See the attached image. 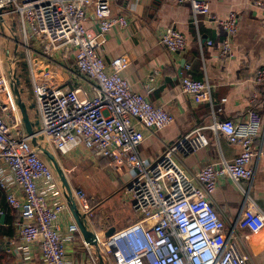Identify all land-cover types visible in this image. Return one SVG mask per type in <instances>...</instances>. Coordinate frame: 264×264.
Here are the masks:
<instances>
[{
    "label": "built area",
    "instance_id": "1",
    "mask_svg": "<svg viewBox=\"0 0 264 264\" xmlns=\"http://www.w3.org/2000/svg\"><path fill=\"white\" fill-rule=\"evenodd\" d=\"M111 1L0 0V7H4L0 17L14 14L18 31L27 43H32L27 61L40 123L38 133L45 136L55 153L68 155L83 147L92 157H108L113 167L125 168L131 176L126 190L132 197V216L108 236L97 238L99 252L112 264L252 263L264 254V245L252 251L249 243V238L257 239L264 231V212L251 196L249 186L241 181L254 176L251 161L264 157V146L253 144L261 124L260 114L249 107L244 117L235 121L217 118L215 112L221 107L212 108L210 123L165 145L152 161L140 156L137 146L143 140V132L135 122L158 130L171 123L174 115L131 88L121 74L128 63L125 54L108 62L103 58L100 45L105 42L106 33L115 25H127L126 15L112 11ZM250 1L257 6L264 4L262 0ZM177 2L189 5L194 22L207 17L224 29L218 56L230 58L232 37L238 30L237 11L231 9L226 16L217 17L211 14L207 0ZM87 18L96 23L97 29L84 24ZM158 42L177 54L188 47L184 33L174 27L163 29ZM71 55L73 64L68 65L65 58ZM183 67L181 91L194 105H212L208 79L193 77L189 62ZM80 77L86 83H71ZM252 80L255 84L264 82V65L255 68ZM255 96L252 92L249 99L252 101ZM205 130H211L216 138L222 135L227 142L238 145L239 151L231 158L221 156L206 162L190 174L176 154L186 155L206 146L209 139ZM223 176L236 182L243 196L229 229L211 201L217 179ZM0 190L6 203L19 213L14 234L6 241L9 251L20 261L30 263L37 254L42 264H103L84 239L81 244L88 249L84 261L74 260L67 253L62 231L74 234L79 231L78 226L73 221L63 227L67 203L51 168L23 130L1 50ZM73 193L90 220L91 206L84 190L76 187Z\"/></svg>",
    "mask_w": 264,
    "mask_h": 264
},
{
    "label": "crops",
    "instance_id": "2",
    "mask_svg": "<svg viewBox=\"0 0 264 264\" xmlns=\"http://www.w3.org/2000/svg\"><path fill=\"white\" fill-rule=\"evenodd\" d=\"M207 1L211 14L217 17L226 16L231 9L237 11L238 30L232 37L233 55L230 58L222 59L218 56L219 42L225 34L224 29L207 17H200L194 22L187 3H179L177 0L111 1L112 11L125 14L127 25L124 27L115 25L106 33V40L100 45L103 58L108 62L114 56L125 54L128 63L121 74L130 83L131 88L143 93L151 103L163 105L174 115L171 123L158 130L146 129L138 121L135 122L143 132V140L137 146V150L140 156L149 161L154 160L165 145L174 143L181 135L210 123L211 110L217 107H221V110L215 112L217 118H231L235 121L241 120L249 107L255 108L260 114L261 124L253 144L254 147L264 146V82L255 84L252 80L255 68L264 65L262 23L264 4L257 6L250 0ZM262 1L264 3V0ZM84 24L97 29L96 23L89 18ZM167 27H174L184 33L188 43L185 52L171 53L158 42L159 33ZM209 40L211 43L207 42ZM185 62L190 63V73L193 77L197 79L206 77L212 85V105L209 102L194 105L181 91L180 77L185 74L183 67ZM65 63L72 65L73 56L65 58ZM84 81L86 79L80 77L71 83H86ZM71 83L69 84L72 85ZM146 83H149L148 88ZM252 92H255L256 96L251 101L249 96ZM222 98L225 100L222 101ZM205 133L209 139L206 146L186 155L176 154L180 165L190 174L206 162L220 159L221 156L231 158L239 151L238 145L227 142L222 135L216 138L211 130H205ZM85 150L79 147L71 153H82ZM250 164L255 169L254 176L252 179L242 180L241 184L249 186L251 196L264 212V157L254 158ZM114 169L119 172L117 177L125 179L122 187L128 184L131 178L129 172L121 167ZM125 193L129 198L130 193L127 190ZM92 198L94 205H98L95 198L93 196ZM242 200L243 196L236 182L224 176L217 179L216 186L211 192V201L223 219L226 229L234 224ZM91 212V225L101 239L105 237V231L119 228L131 218L129 211L121 218L113 220L100 213L95 215L92 209ZM73 221L74 218L68 209L62 215L63 227ZM62 233L68 255L74 260L84 261L88 249L81 244L83 239L81 233L78 231L70 234L66 230ZM249 234L248 230L245 231L246 237ZM7 238L4 237L2 241L4 244L2 249L7 258L1 257L0 264H25L9 251ZM249 243L252 251L255 248L258 250L264 245V231L257 239L249 238ZM88 244L99 262L112 264L99 252V243ZM245 244L247 250H250L247 242ZM251 262L264 264V254H260ZM27 264H42V260L36 254L34 260Z\"/></svg>",
    "mask_w": 264,
    "mask_h": 264
},
{
    "label": "rangeland",
    "instance_id": "3",
    "mask_svg": "<svg viewBox=\"0 0 264 264\" xmlns=\"http://www.w3.org/2000/svg\"><path fill=\"white\" fill-rule=\"evenodd\" d=\"M2 17L4 25L0 24V50L3 67L5 70L9 66L12 67L13 71L21 77L25 90L23 94L25 101L27 104L33 103L34 94L27 61V53H31L29 47H32V43H27L22 33L18 31V19L14 14L8 13ZM28 111L31 119H37L34 108H29ZM87 153L86 150L82 153H71L69 157L55 153L72 188L79 187L84 190L95 215L100 213L108 216L109 220H113V218H121L129 211L131 217L132 197L129 194L128 198L125 193L127 183L122 187L125 179L117 177L119 172L115 171L113 164L103 163L102 158H95ZM92 196L98 205H94Z\"/></svg>",
    "mask_w": 264,
    "mask_h": 264
},
{
    "label": "water",
    "instance_id": "4",
    "mask_svg": "<svg viewBox=\"0 0 264 264\" xmlns=\"http://www.w3.org/2000/svg\"><path fill=\"white\" fill-rule=\"evenodd\" d=\"M2 9H4V7H0V11H2ZM2 19L3 17L1 16L0 24L4 25ZM5 72L9 78L11 91L20 115L25 134L28 135L31 145L34 147L37 153L51 168L59 189L67 203L68 209L72 214L83 239L88 243H97L98 236L93 229V226L91 225V221L87 218L85 212H83L78 206L77 200L73 193V188L67 178L63 166L61 165L55 154V151L52 149L45 136L38 133L40 123L36 111L34 97L33 103L27 104L23 95L25 93V90L21 77L15 71H13V68L10 66L7 70H5ZM180 78L182 79V76ZM29 108H34L37 119H31L28 111ZM3 221L4 214L0 213V223H2ZM113 230L114 229L105 231L104 236H108L111 232H113Z\"/></svg>",
    "mask_w": 264,
    "mask_h": 264
},
{
    "label": "trees",
    "instance_id": "5",
    "mask_svg": "<svg viewBox=\"0 0 264 264\" xmlns=\"http://www.w3.org/2000/svg\"><path fill=\"white\" fill-rule=\"evenodd\" d=\"M103 163L110 162L108 157L101 159ZM0 210L4 214V221L0 223V258H7V254L2 249L4 237H10L14 233V222L19 218V213L12 209L4 200V196L0 190Z\"/></svg>",
    "mask_w": 264,
    "mask_h": 264
}]
</instances>
